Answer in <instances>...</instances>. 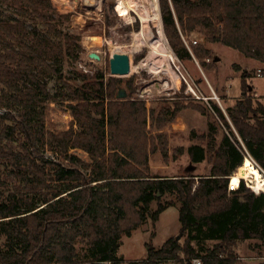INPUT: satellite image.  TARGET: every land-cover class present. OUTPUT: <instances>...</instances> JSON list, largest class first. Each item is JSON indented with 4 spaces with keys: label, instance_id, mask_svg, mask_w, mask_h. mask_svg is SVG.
<instances>
[{
    "label": "trees",
    "instance_id": "trees-1",
    "mask_svg": "<svg viewBox=\"0 0 264 264\" xmlns=\"http://www.w3.org/2000/svg\"><path fill=\"white\" fill-rule=\"evenodd\" d=\"M159 2L180 60H192L183 38L198 33L264 62V0ZM71 23V12L52 0H0V264H235L241 243L257 240L264 248V193L244 183L228 191L245 156L264 171V103L248 84L253 76L243 72V92L228 118L214 102L213 111L204 102L149 108L135 79L111 77L110 65L106 72L75 68L67 77L83 50ZM196 45L194 56L206 68L211 53ZM51 103L71 112L68 130H46ZM186 109L209 118L206 132L191 133L197 144L187 153L210 171L156 179L150 159L160 153L169 161L164 130ZM174 151L175 158L186 153ZM170 207L179 208L184 242L172 236L151 246L146 259L126 263L118 255L123 239L149 220L156 226Z\"/></svg>",
    "mask_w": 264,
    "mask_h": 264
},
{
    "label": "rangeland",
    "instance_id": "rangeland-1",
    "mask_svg": "<svg viewBox=\"0 0 264 264\" xmlns=\"http://www.w3.org/2000/svg\"><path fill=\"white\" fill-rule=\"evenodd\" d=\"M52 1L58 9L66 7L71 12L72 23L70 31L82 36L83 50L81 58L83 66H85V68L91 73L96 71L106 72L109 69L110 57L113 54L111 47L113 45L119 46L131 43L133 38L132 34L139 31L141 28L137 13L134 10L131 13L132 17L128 20H136L131 22L130 25L123 24V22L117 17V14H114L112 11V4H115V0ZM128 27H131L132 29H128ZM183 39L184 43L186 41L190 44L189 49L185 43L189 52L192 54V60H180L172 49L177 57L175 60L176 65H181V71L186 76L188 81L191 84L196 85L205 95L213 96L212 89L215 90L217 96L221 100L220 103L217 101L213 102L224 112L227 118V109L230 107L232 102H235L238 99L237 97H241L242 95L243 90L241 76L243 72L246 71L249 75L253 76L252 78L248 79V84L253 86L254 94H257L255 92L256 88L259 95H264V62L247 58L239 51L222 45L221 43H209L206 41L203 34L196 33L190 37H184ZM194 41L197 42V47L202 45L209 49L211 53L212 58L210 61L207 60L206 68H203L200 62L194 56V48L191 47V43ZM91 53H96L101 59H94V62L89 61L88 57ZM139 54H141L143 58L141 59V56L136 62L135 56ZM146 54L147 49H144L143 51L133 55L131 61H133L134 68L145 58ZM178 60L180 62H178ZM78 65L79 64H77V67L68 65L66 69V75L68 78H74V69L76 68V70H78ZM130 78L135 79L134 86L136 87V93L139 97L141 92H147L143 99L146 100L149 108H159L160 106L166 105L173 106V103L176 102L183 104L195 102V100L192 99V94L186 93L187 88L184 89L183 86L185 83L181 79H179V84L177 85L180 88V92H177V94L174 95L173 91L169 89L172 85H170L168 88H164V86H162V84L166 81V76H163V78L159 79V77L150 74L146 70H139L136 68L134 70L132 68L130 70V76L123 79L129 80ZM50 89L52 92H55L56 85L51 83ZM173 97L175 98L173 99ZM256 99L259 100L260 98ZM202 116L203 118H199L198 120L189 118V123H191V125L195 126L196 128H203L206 124L208 126L209 118L205 115ZM216 118L218 119V117L215 116V119ZM217 121L220 123L219 120ZM72 122V114L64 104H49L46 118L47 131H66L71 127ZM151 130L153 133L157 132L156 129ZM193 131L195 130H192V132ZM168 136L169 146L171 137L176 143L187 142V137L182 134L171 136L168 134ZM174 150L173 148L171 149L169 147V161L166 163L164 162L160 153H157L151 157L150 166L153 168L154 174L159 175H157L155 178L160 176L171 177L178 174L182 175L185 166L187 167L190 164L186 153L178 158H175ZM72 152L77 154L85 162H90V158L85 152L81 150ZM48 156L55 158V156L52 154H48ZM210 168L211 165L207 162H204L197 166V170L194 171V174L206 175L209 173ZM250 190L253 192L252 189ZM166 200H168V198H166ZM153 208L155 209L156 205H154ZM180 227L179 208L170 207L161 215L159 221L156 223V226H154L149 220L148 223L139 231L135 232L132 237L124 238L123 245L121 246L118 255L125 259L126 263H128V261L146 259L151 246L155 249H159L172 236H181L180 240L184 242L186 236L180 234ZM194 244L196 245V243ZM214 244L215 242H207L208 247H211ZM236 253L238 255V259L235 264H264V248L257 240H249L241 243Z\"/></svg>",
    "mask_w": 264,
    "mask_h": 264
},
{
    "label": "bare ground",
    "instance_id": "bare-ground-1",
    "mask_svg": "<svg viewBox=\"0 0 264 264\" xmlns=\"http://www.w3.org/2000/svg\"><path fill=\"white\" fill-rule=\"evenodd\" d=\"M119 8L123 13L127 11V15L128 10L136 11L141 28L132 34L131 43L119 46L113 45L111 47L113 54H127L130 57L131 69L146 70L150 74L159 77V79L166 76V81L162 84L164 88L170 85L177 86L179 75L174 69V62L177 57L172 51L164 32L159 0L123 1ZM144 49H147L145 58L134 68L131 58ZM231 178L234 188L239 186L240 180L243 178L253 186L255 191L264 192V174L248 157L245 158L242 166Z\"/></svg>",
    "mask_w": 264,
    "mask_h": 264
},
{
    "label": "built area",
    "instance_id": "built-area-1",
    "mask_svg": "<svg viewBox=\"0 0 264 264\" xmlns=\"http://www.w3.org/2000/svg\"><path fill=\"white\" fill-rule=\"evenodd\" d=\"M123 1H130V0H115V4H114V10H115V12H116V14H117V17L123 22V24H125V25H130V23L131 22H134V20H136V19H134V20H128L129 18L128 17H132L131 16V13L133 12V10L131 9V10H128V15H127V11H125L124 13L120 10V8H119V6L122 4V2ZM132 1V0H131ZM65 9H68V8H66L65 7ZM69 10V9H68ZM127 21H129V22H127ZM185 43H186V45H187V47L190 49V44L188 43V42H186L185 41ZM191 44H197V42L196 41H194V42H192ZM88 60L89 61H91V62H94L95 60L94 59H92V58H90V56L88 57ZM178 62H180L179 60H178ZM78 67H79V69H81V70H83L84 72H86V73H89L90 71H88L86 68H85V66H83V62H82V59L78 62ZM174 67H175V70L177 71V73H178V75H179V79H181L182 81H184V83L186 84V88H187V91H186V93H191L192 94V99L193 100H195V102H204L209 108H211V110L213 111V109H212V107H211V103L213 102V101H217V102H219L220 103V98L217 96V94L214 92V91H212L213 92V96H207V95H205L196 85H193V84H191L189 81H188V79L186 78V76L183 74V72L181 71V65H176V63L174 62ZM110 75V74H109ZM168 88V87H167ZM159 89V88H158ZM170 90H172L173 91V94L175 95V94H177V92H180V88L178 87V86H171V88H169ZM145 94H147V92L146 91H144V92H141V94H140V97L141 98H144V96H145ZM246 157H248V158H250L251 159V161L255 164V166L257 167V168H259L261 171H262V173L264 174V171L257 165V163L249 156V155H247V156H245V158ZM242 183H244L245 185H246V187L247 188H250V189H252L253 190V192L254 193H256V194H260L259 192H256L255 190H254V188H253V186L251 185V184H249L248 183V181L247 180H245V179H241L240 180V183H239V186L237 187V188H234V186L232 185V178H230V182H229V186H228V191L229 192H232V191H236V190H238L239 188H240V185L242 184ZM262 193H264V192H262ZM193 264H202V262L200 261V260H198V259H196V260H194L193 261Z\"/></svg>",
    "mask_w": 264,
    "mask_h": 264
},
{
    "label": "crops",
    "instance_id": "crops-1",
    "mask_svg": "<svg viewBox=\"0 0 264 264\" xmlns=\"http://www.w3.org/2000/svg\"><path fill=\"white\" fill-rule=\"evenodd\" d=\"M212 91L215 92V90H213V89H212ZM255 92L257 93V94H255V98H260L259 100L260 101L262 100V102H263L264 101V95H259L258 91L256 90V88H255ZM237 98L239 99L241 97H237ZM234 103L235 102H232L230 107ZM189 118H193L194 120H198L199 118H203V116L198 111H196L194 109H186V110H184V111H182L180 113L179 117L176 119L175 122L171 123L165 129V132L168 133L170 136L171 135L182 134V135L187 137L186 138L187 142H183V143L182 142L176 143V142H174L173 138L171 137L170 138V146H169L171 149L173 148V150L177 149V148H184L186 150L187 159H189V155L187 153L188 148L191 147L194 144H197V141L196 140H192L191 137H190L191 133H192V130H195V132H197L198 134H202V133L207 131V127H208L207 124H206L203 128H196L195 126H192L191 123H189ZM199 165L200 164H198L197 166H199ZM185 168H186V166H185ZM151 171H152V176L153 177H156L158 175V174H154V170H153L152 167H151ZM178 175H176V176H178ZM203 175H205V174H203ZM174 177L175 176H171L169 178H174Z\"/></svg>",
    "mask_w": 264,
    "mask_h": 264
},
{
    "label": "water",
    "instance_id": "water-1",
    "mask_svg": "<svg viewBox=\"0 0 264 264\" xmlns=\"http://www.w3.org/2000/svg\"><path fill=\"white\" fill-rule=\"evenodd\" d=\"M220 19H222V16H220ZM90 58L95 59V60L101 59L100 56L97 55L96 53H91ZM130 70H131L130 57L127 54L115 53L111 55L110 57V76L111 77H118V78L128 77L130 76ZM126 97H127V94L125 93L124 90L121 89L119 91L118 98L124 99ZM184 170L186 172H194L197 170V165L190 162V164ZM156 179H159V177H157ZM180 239H181V236H177V240H180Z\"/></svg>",
    "mask_w": 264,
    "mask_h": 264
}]
</instances>
